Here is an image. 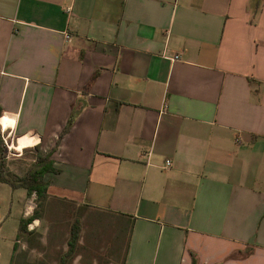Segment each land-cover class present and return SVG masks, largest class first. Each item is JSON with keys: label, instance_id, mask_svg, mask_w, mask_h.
I'll return each mask as SVG.
<instances>
[{"label": "crops", "instance_id": "0c3cea01", "mask_svg": "<svg viewBox=\"0 0 264 264\" xmlns=\"http://www.w3.org/2000/svg\"><path fill=\"white\" fill-rule=\"evenodd\" d=\"M0 109L124 264H264V0H0Z\"/></svg>", "mask_w": 264, "mask_h": 264}, {"label": "rangeland", "instance_id": "374dc122", "mask_svg": "<svg viewBox=\"0 0 264 264\" xmlns=\"http://www.w3.org/2000/svg\"><path fill=\"white\" fill-rule=\"evenodd\" d=\"M6 153L9 156L8 151ZM13 154L7 156V161L16 175L23 176L34 165L32 158L36 157V152ZM25 198V190L0 184V264H62V258L70 250L76 220L81 224L80 239L74 256L68 258L66 264H124L128 221L48 196L39 199L35 194L29 200L33 208L31 215L36 213L38 222L30 224L28 232L20 236Z\"/></svg>", "mask_w": 264, "mask_h": 264}, {"label": "trees", "instance_id": "16d2710c", "mask_svg": "<svg viewBox=\"0 0 264 264\" xmlns=\"http://www.w3.org/2000/svg\"><path fill=\"white\" fill-rule=\"evenodd\" d=\"M1 112V109H0ZM72 120L68 126L61 132L59 139L53 149L47 154V156H37V159L33 166H31L24 174L23 177H11L7 168V154L4 148V140L0 132V183L7 184L13 189H24L27 192V196L31 197L36 194L39 199H45L48 182L43 181V175L47 172L55 173L56 169L53 167V162L50 160L52 154L58 150L63 137L71 130ZM38 217L36 213L28 219H22L20 224V236L23 233L28 232V226L32 224ZM81 224L79 220H76L72 226L71 240L69 242L70 250L66 257L62 258V264H66L68 258L74 256L77 248L78 241L80 239ZM16 249V245H15Z\"/></svg>", "mask_w": 264, "mask_h": 264}, {"label": "bare ground", "instance_id": "6f19581e", "mask_svg": "<svg viewBox=\"0 0 264 264\" xmlns=\"http://www.w3.org/2000/svg\"><path fill=\"white\" fill-rule=\"evenodd\" d=\"M1 121H7L6 119H2ZM4 127L8 126V123L3 124ZM6 129V128H5ZM31 143H34L33 139H21L18 148H16L19 152H23L26 145H29Z\"/></svg>", "mask_w": 264, "mask_h": 264}, {"label": "snow or ice", "instance_id": "6c2138e0", "mask_svg": "<svg viewBox=\"0 0 264 264\" xmlns=\"http://www.w3.org/2000/svg\"><path fill=\"white\" fill-rule=\"evenodd\" d=\"M6 123L10 124L12 122L11 121H0V124H6Z\"/></svg>", "mask_w": 264, "mask_h": 264}, {"label": "built area", "instance_id": "2783aa9c", "mask_svg": "<svg viewBox=\"0 0 264 264\" xmlns=\"http://www.w3.org/2000/svg\"><path fill=\"white\" fill-rule=\"evenodd\" d=\"M67 39H68V40H70V37H69V36H67ZM177 59H178V57L176 58V60H177ZM168 165H170V163H168Z\"/></svg>", "mask_w": 264, "mask_h": 264}]
</instances>
